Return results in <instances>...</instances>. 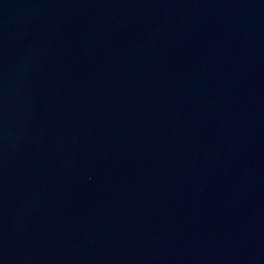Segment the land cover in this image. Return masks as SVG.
<instances>
[{
	"label": "water",
	"instance_id": "obj_1",
	"mask_svg": "<svg viewBox=\"0 0 264 264\" xmlns=\"http://www.w3.org/2000/svg\"><path fill=\"white\" fill-rule=\"evenodd\" d=\"M0 264H264V0H0Z\"/></svg>",
	"mask_w": 264,
	"mask_h": 264
}]
</instances>
